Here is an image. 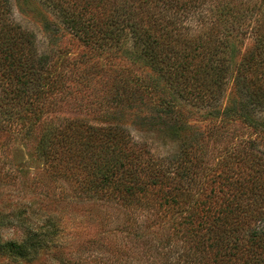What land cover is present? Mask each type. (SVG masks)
<instances>
[{
	"label": "trees",
	"instance_id": "1",
	"mask_svg": "<svg viewBox=\"0 0 264 264\" xmlns=\"http://www.w3.org/2000/svg\"><path fill=\"white\" fill-rule=\"evenodd\" d=\"M38 1L45 50L0 0V263L264 264V0ZM25 140L47 181L116 211L101 257L64 259L69 195L24 178Z\"/></svg>",
	"mask_w": 264,
	"mask_h": 264
},
{
	"label": "rangeland",
	"instance_id": "2",
	"mask_svg": "<svg viewBox=\"0 0 264 264\" xmlns=\"http://www.w3.org/2000/svg\"><path fill=\"white\" fill-rule=\"evenodd\" d=\"M14 20L23 26L25 29L32 31L37 38L40 50H45L48 42H51V37L44 31V20L51 18L50 11L40 4L38 0H12ZM60 29V34L57 36V44L64 51L70 53L73 57L81 55L87 51V48L76 39L70 32ZM56 30V28H54ZM250 42L247 43V48ZM60 116L75 117L78 116L77 111L72 107L63 109ZM83 117H85L83 115ZM87 118V117H85ZM133 133L135 132L132 127ZM137 135V134H135ZM36 142L34 140L19 141L15 144V156L18 157L24 166L23 176L30 179L36 178L38 189L44 191L47 188L50 191L56 190L57 193L65 191L69 195L67 201L58 207H52L50 213L59 217V251L63 252L65 260H77L93 258L94 256L101 257L107 252V248L117 235L114 232V225L112 221L115 219L114 212L110 208L93 204L82 200H77L70 195L69 187L64 182H49L45 178L44 164L37 159L35 153ZM14 156V157H15ZM22 166V167H23ZM23 180V179H22ZM26 180V179H25ZM21 181H10L4 193L9 194L7 200L11 199L14 202H22V192L19 186ZM30 197H34L27 191ZM6 240L16 238L13 230H5L3 232ZM56 254L53 252L47 256L45 263L42 264H56ZM1 264V263H0Z\"/></svg>",
	"mask_w": 264,
	"mask_h": 264
}]
</instances>
